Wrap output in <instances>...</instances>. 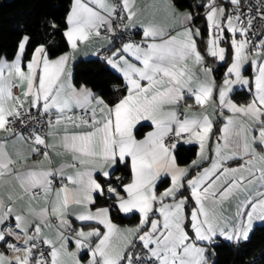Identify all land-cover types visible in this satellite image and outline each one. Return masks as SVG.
<instances>
[{
	"label": "snow or ice",
	"instance_id": "1",
	"mask_svg": "<svg viewBox=\"0 0 264 264\" xmlns=\"http://www.w3.org/2000/svg\"><path fill=\"white\" fill-rule=\"evenodd\" d=\"M241 3L202 0L203 52L204 30L173 0H71L64 27L46 25L69 51L33 46L24 33L11 58L0 55V264H213L221 241L250 240L264 223V31L253 39L264 0L255 16ZM102 29L128 33L100 57L121 81L114 100L73 79L79 47ZM207 57L226 65L220 83ZM181 143L197 146L184 165ZM53 154L70 160L53 166ZM118 165L127 182L113 180ZM114 214L136 223L121 227Z\"/></svg>",
	"mask_w": 264,
	"mask_h": 264
},
{
	"label": "trees",
	"instance_id": "2",
	"mask_svg": "<svg viewBox=\"0 0 264 264\" xmlns=\"http://www.w3.org/2000/svg\"><path fill=\"white\" fill-rule=\"evenodd\" d=\"M218 1L226 2L225 0ZM173 2L179 8L192 12L194 23L204 30V36L197 38L198 47L203 52L207 31L206 22L203 19V8L199 7L202 0H173ZM69 5L70 0H0V55H7L11 58L19 37L24 33L33 37V46L44 43L57 54L63 52L67 48L66 42H63L62 36L54 35L50 28H46V25L48 21L54 19L63 28L64 17ZM57 45L61 47L57 48ZM213 61L212 57L206 59L209 65H215L214 72L221 74L226 65L222 63L217 65ZM72 71L74 83L77 85L87 84L96 92L103 93L108 100L116 98L112 86L120 84L121 81L100 58L96 56L79 58L74 63ZM218 78H221V75ZM232 97L235 101L244 103L248 99V93L245 90H237ZM146 129L142 128L137 135L140 136ZM195 153L196 145H178L176 149V155L181 164L191 161ZM116 176L127 182L129 169L118 165L113 180ZM164 187L166 185H161L160 190ZM103 204L104 198L101 197L97 200L96 206ZM114 222L134 224L136 219L114 214ZM211 258L213 264H264V223L254 226L250 240L247 242L235 245L221 241Z\"/></svg>",
	"mask_w": 264,
	"mask_h": 264
},
{
	"label": "crops",
	"instance_id": "3",
	"mask_svg": "<svg viewBox=\"0 0 264 264\" xmlns=\"http://www.w3.org/2000/svg\"><path fill=\"white\" fill-rule=\"evenodd\" d=\"M226 1V0H225ZM153 2H156V3H162V0H136V4H137V7H141V8H146V6L147 5H149V4H151V3H153ZM70 3H71V0H70ZM179 8V7H178ZM68 11V10H67ZM179 11L180 12H189L188 10H186V9H181V8H179ZM67 13V12H66ZM66 15V14H65ZM153 18V15H152V11H151V9H146V11L141 15V17H140V19L141 20H144L145 22H147L148 20H150V19H152ZM155 19H156V21L158 22V23H160V24H162V25H164V26H166V27H172L174 24H175V26H179V20H176L175 22H173L172 20H171V18L170 17H166L163 13H157L156 15H155ZM140 39V36L138 35V38H137V40H139ZM110 38L108 37V36H104V35H101L100 37H93V38H91L88 42H87V44H82L80 47H79V49H78V51H77V53H76V57H75V60H74V62H72L71 63V67H72V69H73V65H74V63L76 62V60H78L79 58H85V57H91V56H95V52L99 49V48H103V47H105V48H107L108 49V51H109V49L110 48H113L114 46L115 47H119L120 45H114L113 44V42H111L110 43ZM64 51H69V49H68V47L64 50ZM63 51V52H64ZM60 54V53H59ZM59 54H57V55H59ZM109 54H110V52H109ZM213 62H215V64H216V60L213 58ZM207 63V62H206ZM208 64V63H207ZM208 66H210V67H212L213 69L215 68V65H209L208 64ZM225 70H226V66H225V68H224V70H223V72L220 74L219 73V75H221V78H218V77H216V74L217 73H215V72H213V75L215 76V78H216V80H217V83H220L221 81H222V79H223V75H224V72H225ZM247 76H251L252 75V72H251V69H248L247 71H246V73H245ZM237 90H242V89H239V88H237L235 91H237ZM234 91V92H235ZM234 102H236V103H238V104H243V103H239V102H237V101H235L234 100ZM193 111H199V109H193ZM208 114H209V116H210V118L214 121V122H216L218 125L217 126H219L220 125V123L222 122V120H223V117H220V116H218V115H216L215 114V110L214 109H208ZM149 129H146L144 132H143V134L146 132V131H148ZM143 134H141L140 136H138V138H142V136H143ZM2 135H4L3 133H0V136H2ZM51 142V141H50ZM178 145H186V144H183V143H181V144H178ZM177 145V146H178ZM196 153H197V146H196ZM196 153H195V156H194V158L192 159V160H194V159H196ZM210 155H211V153H209ZM70 160V157H68V156H65V155H57V154H53V156H52V163H53V166H56V167H58V166H60L62 163H64V162H66V161H69ZM191 160V161H192ZM191 161H189L188 163H190ZM188 163H186V164H188ZM182 165H184V164H182ZM203 166H208V162H205V164L203 165ZM69 171H71L70 169H69ZM4 190H2V189H0V192H3ZM160 191H163V189H161ZM34 206H36V207H40V206H42V205H34ZM99 206H102V205H99ZM223 207L224 208H226V209H230V211H229V213H228V215H233L234 214V212H235V208L234 207H232V202L231 201H229V202H227V203H225L224 205H223ZM122 215V214H121ZM116 223V222H115ZM136 223V222H135ZM134 223V224H135ZM116 224H118L119 226H121V227H125V226H131V225H133V224H126V223H116ZM256 224H260V222H256L255 223V225ZM254 225V226H255ZM46 231H48L49 232V234H51V230H46ZM0 251H5L4 249H2V248H0ZM5 254L6 255H11L10 253H7V252H5Z\"/></svg>",
	"mask_w": 264,
	"mask_h": 264
},
{
	"label": "built area",
	"instance_id": "4",
	"mask_svg": "<svg viewBox=\"0 0 264 264\" xmlns=\"http://www.w3.org/2000/svg\"><path fill=\"white\" fill-rule=\"evenodd\" d=\"M261 2H262V0H242L241 8H242V10H247L248 6L251 5L252 6L251 14L253 16H255L257 14V8L260 7ZM218 3H224V2L218 1ZM229 7H231V6H229ZM261 10L264 11V9H261ZM203 12H204V9H203ZM257 30L264 31V21L254 19L253 31L257 32V35L253 37L254 40H258L260 38L259 32ZM117 33H118L117 37L114 38L111 34L105 35L103 32V29L101 30V35L108 36L114 45H121L123 42H126V40L128 38V33H123V37H124L123 40L119 38V35H120L119 30H117ZM137 38H138V35L135 37V39L137 40ZM105 55H109V51L105 47L99 48L95 52V56L98 58H100L101 56H105Z\"/></svg>",
	"mask_w": 264,
	"mask_h": 264
},
{
	"label": "rangeland",
	"instance_id": "5",
	"mask_svg": "<svg viewBox=\"0 0 264 264\" xmlns=\"http://www.w3.org/2000/svg\"><path fill=\"white\" fill-rule=\"evenodd\" d=\"M221 46H226V45H224V44H222ZM216 60V64L218 65V64H221V62L220 61H218L217 59H215ZM226 71V70H225Z\"/></svg>",
	"mask_w": 264,
	"mask_h": 264
},
{
	"label": "water",
	"instance_id": "6",
	"mask_svg": "<svg viewBox=\"0 0 264 264\" xmlns=\"http://www.w3.org/2000/svg\"><path fill=\"white\" fill-rule=\"evenodd\" d=\"M219 76V74H216V77H218Z\"/></svg>",
	"mask_w": 264,
	"mask_h": 264
}]
</instances>
